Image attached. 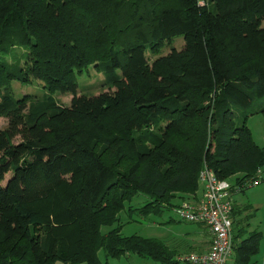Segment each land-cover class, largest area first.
I'll return each instance as SVG.
<instances>
[{
    "label": "trees",
    "instance_id": "obj_1",
    "mask_svg": "<svg viewBox=\"0 0 264 264\" xmlns=\"http://www.w3.org/2000/svg\"><path fill=\"white\" fill-rule=\"evenodd\" d=\"M176 36L182 47L156 56ZM89 65L107 90L77 94ZM32 79L69 105L7 89ZM263 98L264 0H0V181L11 173L0 184V264H109L100 249L183 264L177 256L206 252L201 223L191 246L123 235L119 213L137 194L147 199L128 214L197 201L204 165L230 181L231 197L243 191L264 167L246 124L264 116ZM250 208L232 200L234 264L259 251Z\"/></svg>",
    "mask_w": 264,
    "mask_h": 264
},
{
    "label": "rangeland",
    "instance_id": "obj_2",
    "mask_svg": "<svg viewBox=\"0 0 264 264\" xmlns=\"http://www.w3.org/2000/svg\"><path fill=\"white\" fill-rule=\"evenodd\" d=\"M134 38L133 32H127L118 37L115 42V46H120L125 40ZM183 45V37L176 36L171 41L166 42L159 53L156 56L166 54L170 47L180 49ZM155 56L149 55L150 59ZM8 64L15 61L8 57L5 58ZM20 64H23L21 62ZM103 73L101 70H97L93 65H89L83 69L81 73L76 75L77 94H84L87 96L98 94L103 90H107V87L103 85ZM8 91L15 97L20 98L23 95H29L30 99H44L51 97L59 101L63 105H69L71 95L60 94L58 92L49 93L42 86L39 80L32 79L30 82H21L19 80H12L7 85ZM264 101V98L261 99ZM256 107L254 104L248 109L253 110ZM255 110V109H254ZM6 119L0 117V130L6 126ZM239 124V121L236 120ZM247 126L252 132L254 141L260 146L264 145V116L261 113H255L249 115L246 120ZM10 172L4 176V179L0 181V184H4L10 176ZM261 181L257 185L245 186L243 191H237L232 195V200L237 205H250L248 212L252 213L250 219V229L258 228L262 232V239L259 247L262 246L264 240V167L261 169ZM147 198L142 194L135 195L130 202L125 203L124 209L119 213L120 223H122L121 233L123 235L137 234L142 237H155L164 239L166 241H173L180 239L184 243L191 246L200 242L203 238V229L194 222H188L181 220L175 213V208L172 210L163 209L161 214L150 213L148 215H141L136 210L128 214V207L141 206ZM169 218L172 220L170 221ZM110 229L109 226H101L100 231L106 233ZM97 255L101 261H106L109 264H157V262L151 258H144L137 256L136 254H124L120 257H108L105 255L102 249L98 250ZM228 264H232V259L229 258ZM54 264H68L61 261H56ZM80 264H87L85 262Z\"/></svg>",
    "mask_w": 264,
    "mask_h": 264
},
{
    "label": "built area",
    "instance_id": "obj_3",
    "mask_svg": "<svg viewBox=\"0 0 264 264\" xmlns=\"http://www.w3.org/2000/svg\"><path fill=\"white\" fill-rule=\"evenodd\" d=\"M261 170L249 185L261 181ZM202 194L195 202L184 201L175 208L177 216L184 221L201 223L211 234V242L206 252H189L177 256L183 264H227L232 250L231 243V184L226 179H218L206 165L198 174Z\"/></svg>",
    "mask_w": 264,
    "mask_h": 264
},
{
    "label": "crops",
    "instance_id": "obj_4",
    "mask_svg": "<svg viewBox=\"0 0 264 264\" xmlns=\"http://www.w3.org/2000/svg\"><path fill=\"white\" fill-rule=\"evenodd\" d=\"M263 179V177H262ZM241 206V205H240ZM203 244V243H202ZM208 248V244H206L204 247H202V250H206ZM229 258L232 259V264L233 263V257L230 255ZM228 258V259H229ZM227 259V261H228ZM252 264H264V240H263V244L262 246L259 247V251L258 253H256L253 257H252ZM228 264V263H227Z\"/></svg>",
    "mask_w": 264,
    "mask_h": 264
}]
</instances>
